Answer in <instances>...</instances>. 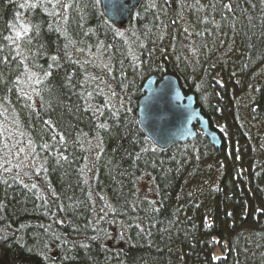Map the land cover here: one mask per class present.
Returning a JSON list of instances; mask_svg holds the SVG:
<instances>
[{"label": "trees", "instance_id": "16d2710c", "mask_svg": "<svg viewBox=\"0 0 264 264\" xmlns=\"http://www.w3.org/2000/svg\"><path fill=\"white\" fill-rule=\"evenodd\" d=\"M164 75L219 148L145 138L141 87ZM254 84L264 123V0H143L122 30L99 0H0V259L264 264L263 138L234 102Z\"/></svg>", "mask_w": 264, "mask_h": 264}, {"label": "water", "instance_id": "95a60500", "mask_svg": "<svg viewBox=\"0 0 264 264\" xmlns=\"http://www.w3.org/2000/svg\"><path fill=\"white\" fill-rule=\"evenodd\" d=\"M103 16L115 27L122 28L132 11L139 8L141 0H99ZM142 96L137 101L136 119L144 136L159 150L171 145L193 141L198 132L207 138L210 145L219 148L221 141L207 120L195 106L194 96L184 95L176 79L164 75L160 79L148 77L142 87ZM264 110V96L262 99ZM217 243V239L214 240ZM227 248V244H222ZM215 247L211 259L221 258ZM0 264H5L0 259Z\"/></svg>", "mask_w": 264, "mask_h": 264}, {"label": "rangeland", "instance_id": "374dc122", "mask_svg": "<svg viewBox=\"0 0 264 264\" xmlns=\"http://www.w3.org/2000/svg\"><path fill=\"white\" fill-rule=\"evenodd\" d=\"M117 29L122 30L123 27L117 28ZM258 85L259 84H254L252 86V88H250L246 93L243 92L242 94L237 96L239 104H236V101H234V102H235V109L238 110V112H240L239 119H241V124L243 125L242 128L247 133L246 138L249 139V142L252 144L254 143L255 140L258 141L257 138H263L262 145L264 146V123L263 122L259 123L258 121L254 120L252 118V116L255 117V114H256L254 111L255 110L254 106L259 100V93L261 90V88H259V90H258ZM136 121H137V119H136ZM218 131H219V129H218ZM171 146H173V145H171ZM24 159H25V156L23 155L22 160H24ZM16 163H19V162H16ZM215 247H217V246H215ZM223 248L225 249V247H223ZM218 249H219V247H218ZM219 251L222 254L220 249H219Z\"/></svg>", "mask_w": 264, "mask_h": 264}, {"label": "bare ground", "instance_id": "6f19581e", "mask_svg": "<svg viewBox=\"0 0 264 264\" xmlns=\"http://www.w3.org/2000/svg\"><path fill=\"white\" fill-rule=\"evenodd\" d=\"M195 106H196V102H195ZM197 107V106H196ZM198 108V107H197ZM199 109V108H198ZM200 110V109H199ZM201 113V112H200ZM202 115V114H201ZM203 116V115H202ZM204 117V116H203ZM205 118V117H204ZM206 119V118H205ZM207 120V119H206ZM208 122V121H207ZM209 124V123H208ZM210 127V126H209Z\"/></svg>", "mask_w": 264, "mask_h": 264}]
</instances>
